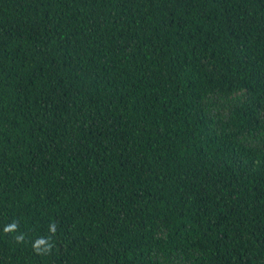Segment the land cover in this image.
Here are the masks:
<instances>
[{"label": "trees", "instance_id": "obj_1", "mask_svg": "<svg viewBox=\"0 0 264 264\" xmlns=\"http://www.w3.org/2000/svg\"><path fill=\"white\" fill-rule=\"evenodd\" d=\"M0 264H264V0H0Z\"/></svg>", "mask_w": 264, "mask_h": 264}, {"label": "clouds", "instance_id": "obj_2", "mask_svg": "<svg viewBox=\"0 0 264 264\" xmlns=\"http://www.w3.org/2000/svg\"><path fill=\"white\" fill-rule=\"evenodd\" d=\"M13 227H15V226H13Z\"/></svg>", "mask_w": 264, "mask_h": 264}]
</instances>
